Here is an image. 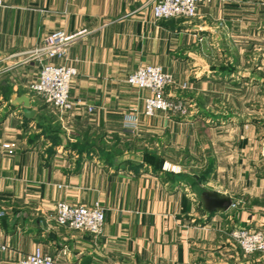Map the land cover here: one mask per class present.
Returning a JSON list of instances; mask_svg holds the SVG:
<instances>
[{
    "label": "crops",
    "instance_id": "0c3cea01",
    "mask_svg": "<svg viewBox=\"0 0 264 264\" xmlns=\"http://www.w3.org/2000/svg\"><path fill=\"white\" fill-rule=\"evenodd\" d=\"M146 2L3 0L0 264L37 246L60 264H264V253L245 256L229 238L264 232V0H210L191 20L159 22ZM57 30L76 38L67 60L51 63L76 69L69 99L82 103L62 115L28 90L40 70L34 51ZM146 65L171 75L165 94L191 105L188 116L142 113L146 94L126 78ZM13 93L30 98L31 119L10 105ZM134 110L130 133L122 121ZM10 143L12 154L2 148ZM148 152L160 170L142 163ZM201 188L233 206L208 214L194 199ZM61 202H98L101 235L57 226Z\"/></svg>",
    "mask_w": 264,
    "mask_h": 264
},
{
    "label": "built area",
    "instance_id": "2783aa9c",
    "mask_svg": "<svg viewBox=\"0 0 264 264\" xmlns=\"http://www.w3.org/2000/svg\"><path fill=\"white\" fill-rule=\"evenodd\" d=\"M209 1L147 0L146 3L151 7L154 21L159 22L176 18L191 20L197 15V6ZM2 2L3 0H0V6ZM75 38L76 35H67L62 30H57L48 34L43 44L34 51L40 70L37 80L29 85L28 90L31 94L40 97L44 103L53 106L61 115L82 106L81 102H71L69 99L71 82L77 72L73 66L51 62L66 61L69 45ZM126 83L139 92H145L142 111L145 116L151 117L162 112L171 116L186 117L189 110L191 111L190 105L184 101L172 100L166 96L165 89L173 84V79L158 66L146 65L137 68L128 75ZM182 89H186V86L183 85ZM88 111H91V108H88ZM138 125V112L134 110L124 114L122 121L124 131L134 133ZM2 148L8 154H12L16 144H4ZM54 221L59 227L97 238L103 229L104 209L98 202L88 207L72 206L61 202L55 206ZM229 238L245 256L264 253V232L261 230L237 228L230 231ZM4 250L5 247L0 246V251ZM17 264H60V262L57 258L44 254L42 248L37 246Z\"/></svg>",
    "mask_w": 264,
    "mask_h": 264
},
{
    "label": "water",
    "instance_id": "95a60500",
    "mask_svg": "<svg viewBox=\"0 0 264 264\" xmlns=\"http://www.w3.org/2000/svg\"><path fill=\"white\" fill-rule=\"evenodd\" d=\"M10 105L14 108L22 106L25 110L23 116L31 119L35 112L30 110V98L26 95H18L13 93L10 99ZM194 199L201 205L202 209L208 214L225 213L232 206L229 197L201 188L199 193H194Z\"/></svg>",
    "mask_w": 264,
    "mask_h": 264
},
{
    "label": "rangeland",
    "instance_id": "374dc122",
    "mask_svg": "<svg viewBox=\"0 0 264 264\" xmlns=\"http://www.w3.org/2000/svg\"><path fill=\"white\" fill-rule=\"evenodd\" d=\"M253 77H255V83L257 82V79L260 81L261 80V78H262V74L260 73V71H258V70H254V74H253ZM262 83H264V81H262ZM229 96H230V93H229V91H227L226 93H224L223 94V98L224 99H227V101L229 100ZM260 97H261V91H257V92H255L254 93V98H255V100H257V99H260ZM187 106V105H186ZM191 106V105H190ZM189 106V108L190 109H193L192 107H190ZM227 110V113H228V111H229V109L228 108H226ZM194 111H196V113H199L200 112V109H199V107H198V105L196 104L195 105V107H194ZM191 113V111L189 110V113L187 114V115H189ZM55 142H58V143H60V141L59 140H54ZM263 153H264V148H263V150H262V152H261V159L263 160L264 159V156H263ZM159 161H160V159H159ZM264 161V160H263ZM207 173V172H206ZM197 176H201V175H198V174H196V175H194V176H191L192 178H195L196 180H198L199 178L197 177ZM201 178V177H200ZM240 206H242V203H239V207Z\"/></svg>",
    "mask_w": 264,
    "mask_h": 264
},
{
    "label": "trees",
    "instance_id": "16d2710c",
    "mask_svg": "<svg viewBox=\"0 0 264 264\" xmlns=\"http://www.w3.org/2000/svg\"><path fill=\"white\" fill-rule=\"evenodd\" d=\"M142 163L153 166L155 170H160V167L162 165V161H159V158L155 154L149 152L143 155ZM199 192L200 190L197 189V193Z\"/></svg>",
    "mask_w": 264,
    "mask_h": 264
}]
</instances>
